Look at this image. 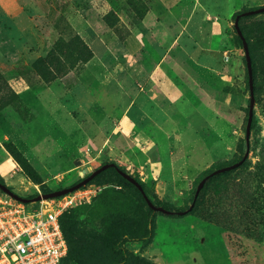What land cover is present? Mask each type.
<instances>
[{
  "label": "rangeland",
  "instance_id": "obj_1",
  "mask_svg": "<svg viewBox=\"0 0 264 264\" xmlns=\"http://www.w3.org/2000/svg\"><path fill=\"white\" fill-rule=\"evenodd\" d=\"M256 7L264 0H26L28 31L0 18V180L17 195L73 186L113 162L154 204L187 208L207 174L247 154L207 180L179 218L101 173L96 197L65 213L64 264L120 261L112 242L142 235L149 219L155 251L177 259L166 247L185 239L181 222L192 217L221 228L230 264H264V11L240 21L254 67L248 143L250 91L234 28L237 13ZM163 150L180 172L165 183ZM195 235L214 251L215 231ZM151 240L126 243V264H151L140 254Z\"/></svg>",
  "mask_w": 264,
  "mask_h": 264
},
{
  "label": "built area",
  "instance_id": "obj_2",
  "mask_svg": "<svg viewBox=\"0 0 264 264\" xmlns=\"http://www.w3.org/2000/svg\"><path fill=\"white\" fill-rule=\"evenodd\" d=\"M97 195L94 184L38 202H20L0 189V264H61L68 246L60 217Z\"/></svg>",
  "mask_w": 264,
  "mask_h": 264
},
{
  "label": "crops",
  "instance_id": "obj_3",
  "mask_svg": "<svg viewBox=\"0 0 264 264\" xmlns=\"http://www.w3.org/2000/svg\"><path fill=\"white\" fill-rule=\"evenodd\" d=\"M25 1L26 0H0V18L5 19V17H13L12 20L15 21L14 27L19 32H26L29 29L27 21L25 19H22L23 14H25L22 12L23 4L25 3ZM1 32L5 33L3 32V30L0 29V34ZM4 38L7 39V37L0 35V41ZM12 48H14L18 55L17 47L13 46ZM161 157V172L164 175V179L162 180L164 183L172 181L173 179L179 176L180 172L179 170H177L174 163V159L170 156V154H168L166 151L164 152L163 150L161 151ZM170 188L172 187L170 186ZM192 218L193 219L189 220L188 222H181L182 225L185 226V228H189V234H184L185 239H174L170 236V244L166 247V249L170 250L168 254H171V257H175L174 254H177L179 256L177 259H164V254L162 253V251L158 253L155 251V247L160 245L158 238H156V234L155 237H153V240H151V242L147 246V248L140 253L143 258H146L145 261L151 264H230L231 260L229 256V250L224 241L223 231L221 230V228L213 222L206 221L198 217ZM201 229H211L215 231V234L218 237V242L215 245V249H210L211 251L214 250L213 252H209V249L204 248L206 242L205 238H199L197 235H195L196 231ZM180 237L184 238L182 235ZM161 245L163 247L164 242H161ZM201 248H203V251H201ZM180 254L182 256V259H180ZM145 261L143 263H145Z\"/></svg>",
  "mask_w": 264,
  "mask_h": 264
},
{
  "label": "water",
  "instance_id": "obj_4",
  "mask_svg": "<svg viewBox=\"0 0 264 264\" xmlns=\"http://www.w3.org/2000/svg\"><path fill=\"white\" fill-rule=\"evenodd\" d=\"M263 11H264V8H260L257 11H255L254 13H260V12H263ZM252 13H253L252 11L241 13V14L237 15L235 20H234V28H235L236 33H237V35L239 36V38H240V40L242 42V46H243V50H244L245 61H246V69H247V75H248V86H249V91H250V106H249L247 126H246V131H245V137H246L247 143L249 142L251 126H252V120H253V108H254V102H255V100H254V84H253V72H252L251 56H250V53H249V48H248L247 41H246L245 37L243 36L242 31H241V29L239 27V19H240V17L246 16V15H250ZM246 157H247V154L239 162L234 163V164L229 165V166L218 168V169L214 170L213 172H211L210 174H208L207 176H205L199 182V184L197 185L195 193H194L193 202L189 206V208H188V210L186 212L190 211L194 207L195 202H196V200L198 198V195H199L200 191L202 190L205 182L210 177H212L214 175H217V174H220L222 172L230 171L232 169H235V168L239 167L246 160ZM115 166H116L115 163H105V164L101 165L99 168H97L96 170H94L88 177L84 178L83 180H81L77 184H75L73 186H70V187H67V188L59 189V190H56V191H51L49 193L38 194L33 199L24 198V197H21V196L17 195L8 186H6L5 184H2V183H0V189L3 192L7 193L8 195H10L11 197H13L14 199H16V200H18L20 202H23V203L38 202L40 200L56 198V197H60V196L66 195L68 193H71V192L83 187L84 185L88 184L99 173L105 171L108 168L115 167ZM117 171L123 178H125L131 184L136 186V188L141 192V194H142L147 206L151 210L157 211V212H161V213H164V214H168V215L172 214V212L168 211L167 209H165V208H163L161 206H156L155 204H153V202L144 193L142 186L135 180V178H133L129 174L123 172L119 168H117ZM186 212H183L181 214H185Z\"/></svg>",
  "mask_w": 264,
  "mask_h": 264
},
{
  "label": "trees",
  "instance_id": "obj_5",
  "mask_svg": "<svg viewBox=\"0 0 264 264\" xmlns=\"http://www.w3.org/2000/svg\"><path fill=\"white\" fill-rule=\"evenodd\" d=\"M258 9H260V7L258 8V7H256V8H253V9H251V10H249V11H252L253 13L252 14H255L254 12L255 11H257ZM241 13H244V12H240V13H237L236 15H235V18H236V16L237 15H239V14H241ZM261 13V12H260ZM243 17H245V16H243ZM243 17H240V19H239V27H240V21L243 19ZM235 18H234V20H235ZM240 29H241V27H240ZM241 31H242V29H241ZM242 34H243V31H242ZM243 36H244V34H243ZM245 37V36H244ZM245 39H246V37H245ZM246 41H247V39H246ZM248 44V43H247ZM248 48H249V46H248ZM249 53H250V50H249ZM250 56H251V54H250ZM251 63H252V72H253V84H254V67H253V62H252V57H251ZM35 66V68H37V65H34ZM48 72H46L45 71V74H47ZM44 74V73H43ZM111 163H113V162H111ZM116 165V164H115ZM117 168H119L118 166H115V167H111V168H108V169H106L105 171H112L122 182H124V184L127 186V187H129V188H131V189H133L138 195H139V197L142 199V201L143 202H145V200H144V198H143V196H142V194H141V192L136 188V186L135 185H133V184H131L128 180H126L125 178H123L119 173H118V171H117ZM120 169V168H119ZM218 169V168H217ZM121 170V169H120ZM105 171H103V172H105ZM123 171V170H122ZM103 172H101V173H103ZM124 172V171H123ZM227 172H229V171H227ZM227 172H222V173H220V174H217V175H214V176H212V177H210L209 179H211V178H213V177H216V176H219V175H221V174H225V173H227ZM101 173H99L98 175H96L88 184H92L93 183V181L94 180H96L98 177H99V175L101 174ZM210 174V173H209ZM208 175V174H207ZM206 175V176H207ZM208 179V180H209ZM136 180V179H135ZM141 186H142V188H143V191H144V193L147 195V191H146V189H145V187H144V185L141 183V182H139L138 180H136ZM78 182H80V181H78ZM77 182V183H78ZM0 183H2V181L0 180ZM206 183V182H205ZM3 184V183H2ZM205 185V184H204ZM204 187V186H203ZM49 192H51L50 190H43V194H45V193H49ZM194 193H195V191H194ZM194 195V194H193ZM148 196V195H147ZM149 198V197H148ZM146 203V202H145ZM154 204V203H153ZM156 206H161V207H163V208H165V209H167L168 211H170V212H172V214H169V216H171V217H174V218H179V217H182V216H185V215H188V214H191L192 213V211H193V208L190 210V211H188V212H186L187 210H188V208L189 207H187V208H182V207H171V206H164V205H160V204H155ZM195 206V205H194ZM73 208V207H72ZM71 208H69L68 210H70ZM68 210H66L62 215H61V217H60V226H61V229H62V232H63V235H64V238H65V240H66V243H67V246H68V250H67V254H66V256L63 258V260H62V263L61 264H64V263H66V260H68L67 258H68V254H69V250H70V246H69V241H68V237H67V234H66V232H65V228H64V225H63V218H64V216H65V213L68 211ZM183 212H186L185 214H181V213H183ZM166 215H168V214H166ZM152 237H153V221L152 220H148V222H147V225H146V230H145V232L142 234V235H131L130 233H123V234H121L120 236H118L113 242H112V244H111V249H112V251H113V253H115V254H117V255H120L121 256V260L120 261H118V262H116V263H114V264H126L127 263V250H126V247H125V244L126 243H128V242H147V241H150L151 239H152Z\"/></svg>",
  "mask_w": 264,
  "mask_h": 264
}]
</instances>
